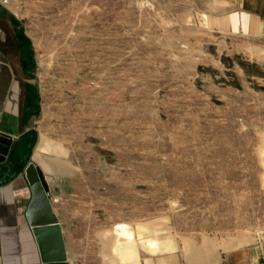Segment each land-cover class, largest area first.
I'll return each mask as SVG.
<instances>
[{"label": "rangeland", "instance_id": "374dc122", "mask_svg": "<svg viewBox=\"0 0 264 264\" xmlns=\"http://www.w3.org/2000/svg\"><path fill=\"white\" fill-rule=\"evenodd\" d=\"M3 1L31 42L39 155L77 264H129L166 237L264 252V43L206 32L188 0Z\"/></svg>", "mask_w": 264, "mask_h": 264}, {"label": "crops", "instance_id": "0c3cea01", "mask_svg": "<svg viewBox=\"0 0 264 264\" xmlns=\"http://www.w3.org/2000/svg\"><path fill=\"white\" fill-rule=\"evenodd\" d=\"M4 2L0 0V162L14 159L16 166L4 167L0 174V264H41L39 247L26 219L31 192L21 175L25 167L22 158L30 151V162L46 179L50 176L39 155L35 128L41 99L34 85L30 39L20 19ZM188 3L206 32L224 39L264 43V0ZM63 234L67 262L77 264L73 242L64 230ZM129 264H264V252L256 243L243 247L235 246L232 240L205 239L185 245L166 237L160 239L155 250L146 247L140 254L136 251L135 260Z\"/></svg>", "mask_w": 264, "mask_h": 264}, {"label": "water", "instance_id": "95a60500", "mask_svg": "<svg viewBox=\"0 0 264 264\" xmlns=\"http://www.w3.org/2000/svg\"><path fill=\"white\" fill-rule=\"evenodd\" d=\"M23 163L26 165L21 175L31 192L26 219L38 244L41 264H68L61 229L51 207L49 188L43 172L30 162V153ZM14 166L16 160L7 161L6 167Z\"/></svg>", "mask_w": 264, "mask_h": 264}, {"label": "flooded vegetation", "instance_id": "af4514ba", "mask_svg": "<svg viewBox=\"0 0 264 264\" xmlns=\"http://www.w3.org/2000/svg\"><path fill=\"white\" fill-rule=\"evenodd\" d=\"M28 153H30V151L27 152V153L23 156V158H22V164H24V163H23V162H24V159H25V157H26V155H27ZM7 161H8V160H7ZM7 161H2V162H0V163H1L0 167H1L2 170H3L4 167H6ZM25 165H26V164H25ZM25 165H23V166H25ZM2 170L0 171V174H2Z\"/></svg>", "mask_w": 264, "mask_h": 264}]
</instances>
